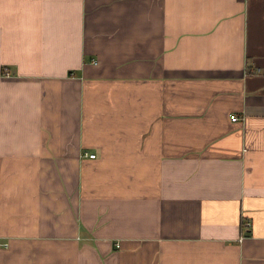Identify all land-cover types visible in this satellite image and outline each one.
<instances>
[{"label":"crops","instance_id":"1","mask_svg":"<svg viewBox=\"0 0 264 264\" xmlns=\"http://www.w3.org/2000/svg\"><path fill=\"white\" fill-rule=\"evenodd\" d=\"M0 264H264V0H0Z\"/></svg>","mask_w":264,"mask_h":264},{"label":"built area","instance_id":"2","mask_svg":"<svg viewBox=\"0 0 264 264\" xmlns=\"http://www.w3.org/2000/svg\"><path fill=\"white\" fill-rule=\"evenodd\" d=\"M231 120L233 121V122H238L239 120H240V117L238 116V115H235V114H232L231 115ZM85 156H87V157H89V158H91V159H94V158H96V154H92V153H85ZM120 245H118V247H119Z\"/></svg>","mask_w":264,"mask_h":264}]
</instances>
